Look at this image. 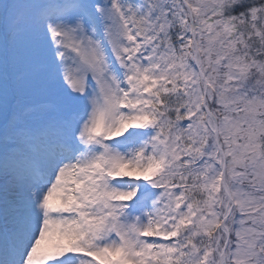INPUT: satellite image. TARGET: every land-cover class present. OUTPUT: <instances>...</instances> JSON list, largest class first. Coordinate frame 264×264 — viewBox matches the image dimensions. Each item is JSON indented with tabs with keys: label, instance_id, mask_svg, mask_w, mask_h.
Wrapping results in <instances>:
<instances>
[{
	"label": "snow or ice",
	"instance_id": "6c2138e0",
	"mask_svg": "<svg viewBox=\"0 0 264 264\" xmlns=\"http://www.w3.org/2000/svg\"><path fill=\"white\" fill-rule=\"evenodd\" d=\"M0 264H264V0H0Z\"/></svg>",
	"mask_w": 264,
	"mask_h": 264
}]
</instances>
